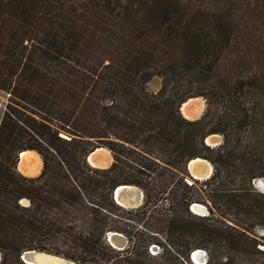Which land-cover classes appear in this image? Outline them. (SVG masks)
<instances>
[{
  "label": "trees",
  "instance_id": "obj_1",
  "mask_svg": "<svg viewBox=\"0 0 264 264\" xmlns=\"http://www.w3.org/2000/svg\"><path fill=\"white\" fill-rule=\"evenodd\" d=\"M0 91V264H27V250L195 264L196 248L204 264H264V193L252 185L264 177V0H0ZM193 97L205 108L188 119ZM100 147L105 168L87 160ZM24 150L39 154L38 175L18 170ZM195 158L208 178L189 173ZM121 184L142 204L119 205Z\"/></svg>",
  "mask_w": 264,
  "mask_h": 264
},
{
  "label": "water",
  "instance_id": "obj_2",
  "mask_svg": "<svg viewBox=\"0 0 264 264\" xmlns=\"http://www.w3.org/2000/svg\"><path fill=\"white\" fill-rule=\"evenodd\" d=\"M208 137H212V139H214V140L212 142L211 141L209 142V141L206 140ZM206 139H205V142L208 145H211V146L218 145L221 142V136L219 134H211V135L207 136ZM99 149H103V148H101V147L100 148H96L95 150L90 152L88 157H87V160L92 166L100 167V168L108 167L110 165L111 161H109L108 163H105V164L101 163V161L98 159V157H100L101 153L98 152V154H96V151L99 150ZM92 153L96 154V158L90 160L89 156ZM195 159H200V160L208 162L207 160H205L203 158H195ZM19 160H20V157H19L18 161ZM209 165H210V171L208 173H206L204 171H201V170H197V168L194 169L193 167H191L190 162H188L187 168L190 171L191 176L194 179H203V178L205 179V178H208L210 176L211 172H212V166H211L210 163H209ZM113 198L119 205H121V206H123L125 208H134V207H137L140 204H142V202H143V192L136 185H133V184H121V185L117 186L114 189ZM192 205L193 206L200 205L203 208V211H201V212L195 211L193 209ZM190 210L193 213L198 214V215H207L208 214V211H207L206 207L203 204H200V203L191 204ZM107 240L110 242V244L113 247H115L117 249H123L126 246V244H127V240L124 237V235H122L121 233L115 232V231L109 232L107 234ZM194 255L201 256V258L199 260L200 263H196L195 262ZM20 258L27 264H55L54 261L56 259H61L63 261V263H66V264H75L73 261L67 260V259H65L63 257L57 256V255H53V254H49V253H45V252H40V251H37V250L24 251L21 254ZM207 258H208V256H207L206 251L203 250V249H200V248L194 249L191 252V254H190V259L193 260L194 261L193 263H195V264H204L206 262Z\"/></svg>",
  "mask_w": 264,
  "mask_h": 264
},
{
  "label": "bare ground",
  "instance_id": "obj_3",
  "mask_svg": "<svg viewBox=\"0 0 264 264\" xmlns=\"http://www.w3.org/2000/svg\"><path fill=\"white\" fill-rule=\"evenodd\" d=\"M190 99H188L186 102L182 103V105L180 107V109H182V111H183V115L185 117H188V118L197 116V114H199L201 111V103H199L197 101H194V102L191 101V105H193L194 107L192 109H190L191 111L189 114L192 116L187 115V109H188V105L190 104V102H189ZM206 140L209 142L210 141L212 142V137H208ZM106 151L108 152V150H106ZM96 154H98V153H96ZM96 154H94V153L90 154V156H89L90 160L95 159ZM19 157H20V160L18 161L17 168L20 171H22L26 175H33L37 172L40 156L36 151H34V150H32V152L22 151L20 153ZM98 159L103 164L109 162V159L107 158V156H104L103 154H100V157H98ZM190 164H191V167H193L194 169L197 168V170H201V171H204L206 173H208L210 171V165L206 161H203L200 159H193L190 161ZM195 206L200 208V205H195ZM200 258H201V256L194 255L195 261H199ZM54 262H55V264L56 263L57 264H66V263H63V261L61 259H56Z\"/></svg>",
  "mask_w": 264,
  "mask_h": 264
},
{
  "label": "rangeland",
  "instance_id": "obj_4",
  "mask_svg": "<svg viewBox=\"0 0 264 264\" xmlns=\"http://www.w3.org/2000/svg\"><path fill=\"white\" fill-rule=\"evenodd\" d=\"M159 86H160V79L158 77H156V76L152 77L151 80L146 84V88H147L148 91H156L159 88ZM7 97H8V95L5 92L0 91L1 110L3 109L4 105L7 102ZM191 101L192 102L197 101V102L201 103V111L195 117H191V118L186 117V118H188V119H196V118L200 117L201 114L204 111V108H205V100L202 97H193V98H191L189 100L190 104L188 105L187 115H190L189 114L190 111H191L190 109H192L194 107L193 105H191ZM180 111L183 114L182 109H180ZM190 116H192V115H190ZM213 140L214 139H212V141ZM106 150L107 149H105V148L99 149V150L96 151V153L99 152V153L103 154L104 156H107V158L109 159V161H112V157H111V154H110L109 150H108L109 153ZM189 173H190V171H189ZM252 185L255 188V190H257V191H259L261 193H264V177H262V178H256L253 181V184ZM192 207L197 212L203 211V208L201 206H200V208H198L197 206H193L192 205ZM255 234L257 235L258 239L260 240V245H259L260 248L264 249V228H262V227H256L255 228ZM157 251H158V248L156 246H153L151 253H156ZM191 261L194 262L193 260H191ZM195 262L196 263H200V261H195Z\"/></svg>",
  "mask_w": 264,
  "mask_h": 264
},
{
  "label": "crops",
  "instance_id": "obj_5",
  "mask_svg": "<svg viewBox=\"0 0 264 264\" xmlns=\"http://www.w3.org/2000/svg\"><path fill=\"white\" fill-rule=\"evenodd\" d=\"M0 111H1V103H0ZM24 151L32 152V150H24ZM40 161H41V162H40ZM40 163H41V164H40ZM41 169H42V160H41V158H39L38 169H37V172H36L35 174H33V175H26L25 173H23V172L20 171L19 169H18V170H19L23 175H26V176H36V175H38V174L40 173ZM0 259H1V256H0Z\"/></svg>",
  "mask_w": 264,
  "mask_h": 264
},
{
  "label": "built area",
  "instance_id": "obj_6",
  "mask_svg": "<svg viewBox=\"0 0 264 264\" xmlns=\"http://www.w3.org/2000/svg\"><path fill=\"white\" fill-rule=\"evenodd\" d=\"M153 248V247H152ZM152 248H151V251H152Z\"/></svg>",
  "mask_w": 264,
  "mask_h": 264
}]
</instances>
